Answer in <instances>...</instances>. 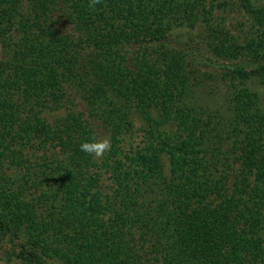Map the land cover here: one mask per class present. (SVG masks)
<instances>
[{"label": "trees", "instance_id": "16d2710c", "mask_svg": "<svg viewBox=\"0 0 264 264\" xmlns=\"http://www.w3.org/2000/svg\"><path fill=\"white\" fill-rule=\"evenodd\" d=\"M262 91L264 0H0V264H264Z\"/></svg>", "mask_w": 264, "mask_h": 264}, {"label": "clouds", "instance_id": "9594fccd", "mask_svg": "<svg viewBox=\"0 0 264 264\" xmlns=\"http://www.w3.org/2000/svg\"><path fill=\"white\" fill-rule=\"evenodd\" d=\"M101 0H89V7L95 9ZM111 138L109 136L91 137L79 145L80 151L95 159H102L111 150Z\"/></svg>", "mask_w": 264, "mask_h": 264}, {"label": "rangeland", "instance_id": "374dc122", "mask_svg": "<svg viewBox=\"0 0 264 264\" xmlns=\"http://www.w3.org/2000/svg\"><path fill=\"white\" fill-rule=\"evenodd\" d=\"M258 90V88H257ZM262 94H264V91H262ZM76 107H73V109H75ZM64 114L62 113V111H58L56 112V116L55 117H60V116H63ZM54 117V118H55ZM139 125L138 124H134V127H138Z\"/></svg>", "mask_w": 264, "mask_h": 264}]
</instances>
